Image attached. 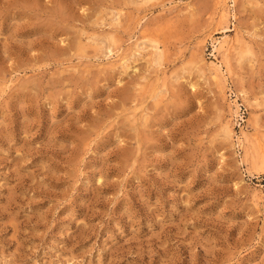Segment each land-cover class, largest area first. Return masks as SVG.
I'll return each instance as SVG.
<instances>
[{
    "label": "rangeland",
    "instance_id": "rangeland-1",
    "mask_svg": "<svg viewBox=\"0 0 264 264\" xmlns=\"http://www.w3.org/2000/svg\"><path fill=\"white\" fill-rule=\"evenodd\" d=\"M0 264H264V0H0Z\"/></svg>",
    "mask_w": 264,
    "mask_h": 264
},
{
    "label": "bare ground",
    "instance_id": "bare-ground-1",
    "mask_svg": "<svg viewBox=\"0 0 264 264\" xmlns=\"http://www.w3.org/2000/svg\"><path fill=\"white\" fill-rule=\"evenodd\" d=\"M228 10H229V9H228ZM222 11H223V10H222ZM225 13H226V12H225ZM227 17H228V16H227ZM118 19H119V18H118ZM119 21H120V20H119ZM226 30H227V29H226ZM235 30H236V29H235ZM236 37H237V36H236ZM234 38H235V37H234ZM217 40H218V39H217ZM223 40H224V39H223ZM236 40H237V39H236ZM236 40H235V41H236ZM227 41H228V40H227ZM231 41H232V39H231ZM224 42H225V40H224ZM225 43H226V42H225ZM229 43H230V40H229ZM229 43H228V44H229ZM233 43H234V42H233ZM233 43H232V44H233ZM213 44H214V43H213ZM230 44H231V43H230ZM226 45H227V44H226ZM214 46H216V45H214ZM234 46H235V45H234ZM246 46H247V45H246ZM155 47L157 48V46H155ZM155 47H154V48H155ZM223 47H224V45L220 44L218 47H215V50H216V51H217V50H218V51H221V49H222ZM230 48H232V47H230ZM233 49H234V47H233ZM226 50H228V49H227V46H226L225 52H227ZM221 52H222V51H221ZM221 52H220V53H221ZM231 52H232V50L230 51V53H231ZM162 53H163V52H162ZM215 55H216V54H215ZM215 59H216V56H215ZM218 59H219V58H218ZM220 60H222V58H220ZM223 61H224V60H223ZM223 61H222V62H223ZM213 62H214V61H213ZM220 62H221V61H220ZM220 62H219V63H220ZM219 63H218V64H219ZM222 64H223V63H222ZM214 65H215V64H214ZM210 66H211V67H214V66H212V65H210ZM224 67H225V66H224ZM225 68H228V66L225 67ZM225 68H224V69H225ZM210 69H211V68H210ZM224 69L222 70V67H221L220 64H219V65H217V66L214 67L213 72H214V70H215L214 74L216 73L217 75H221V76H223V75H224V74H223ZM211 70H212V69H211ZM211 70H210V71H211ZM228 72H229V71H228ZM230 73H231V72H230ZM214 74H213V75H214ZM227 74L230 75L229 73H227ZM215 76H216V75H215ZM224 76H226V75H224ZM224 76H223V78H224ZM216 77L218 78V76H216ZM219 77H220V76H219ZM226 77H227V76H226ZM226 77H225V78H226ZM225 78H224V79H225ZM221 79H222V78H221ZM226 80H227V79H226ZM224 82H225V81H224ZM230 132H231V131H230ZM231 134H232V132H231ZM259 141H260V140H259Z\"/></svg>",
    "mask_w": 264,
    "mask_h": 264
}]
</instances>
